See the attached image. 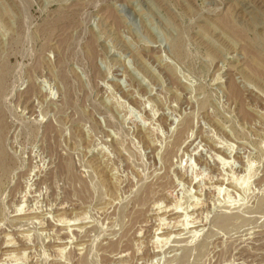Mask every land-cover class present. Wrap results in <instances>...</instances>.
Returning a JSON list of instances; mask_svg holds the SVG:
<instances>
[{
  "label": "rangeland",
  "instance_id": "1",
  "mask_svg": "<svg viewBox=\"0 0 264 264\" xmlns=\"http://www.w3.org/2000/svg\"><path fill=\"white\" fill-rule=\"evenodd\" d=\"M0 264H264V0H0Z\"/></svg>",
  "mask_w": 264,
  "mask_h": 264
},
{
  "label": "bare ground",
  "instance_id": "2",
  "mask_svg": "<svg viewBox=\"0 0 264 264\" xmlns=\"http://www.w3.org/2000/svg\"><path fill=\"white\" fill-rule=\"evenodd\" d=\"M233 87H234V90H236V89H235L236 87H235V86H233Z\"/></svg>",
  "mask_w": 264,
  "mask_h": 264
}]
</instances>
